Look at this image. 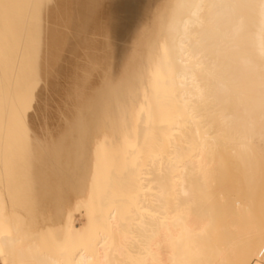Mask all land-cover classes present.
Returning <instances> with one entry per match:
<instances>
[{"label": "bare ground", "instance_id": "obj_1", "mask_svg": "<svg viewBox=\"0 0 264 264\" xmlns=\"http://www.w3.org/2000/svg\"><path fill=\"white\" fill-rule=\"evenodd\" d=\"M156 2L109 5L110 33L142 51L119 61L120 41L109 46L120 72L111 62L107 106L100 85L103 116L76 152L57 148L47 120L67 15L89 28L93 10L0 0V264H264L247 200L219 196L230 157L248 172L264 154V0Z\"/></svg>", "mask_w": 264, "mask_h": 264}, {"label": "rangeland", "instance_id": "obj_2", "mask_svg": "<svg viewBox=\"0 0 264 264\" xmlns=\"http://www.w3.org/2000/svg\"><path fill=\"white\" fill-rule=\"evenodd\" d=\"M89 1L91 2V0H87V4H90ZM96 1L93 0L92 3L90 5H88L90 8L89 9L90 11L93 10L94 13L96 12L95 14H93V12H90V14L92 13L91 15H93L92 16L93 19H95L94 17H97V15H99V13H98L99 10L96 9V7L101 8V6L103 5V7H102L103 11H102V15H101V11H100V17L98 16L95 20H93L91 15H90L91 19L89 18V25H91V27H93V28H91V27L82 28V27H80L79 19L76 15L73 16L70 13L67 15L66 22L68 19L73 18L72 22H70L71 25H70V23H67L70 25V27L67 26L69 28L70 35H69V39H68V43H67V49H66L65 57H64L63 63H62V68L60 69L59 80H58L57 87H56L55 93H54L55 96H53V103H52L53 107H51L52 106V104H51L50 108H49V112H48L49 117L47 120V124H48L49 131H50L49 132L50 133L49 138L52 137V140L56 141V143L58 144L57 148H58V146L60 147V145L64 146L66 143V145L68 144L67 148L69 145H72L73 147H69V149L71 148L70 150H72V148H74L73 151L76 150V152L78 149V148L76 149V146H77L76 141L84 139L86 137V134H89V132L92 128L93 129L91 130L90 133L93 134L92 131L93 130L95 131V129H94L95 127H92L93 122L92 123H90V122L94 121V124H96L100 120H97V119L95 120V118L101 119V117L103 116V115H101V113H99V110H100V112H101V110L102 111L105 110V109H102V107L100 106L101 103L103 102L105 104V105L102 104L103 108H104V106H107V103L109 100V95L111 93V91L109 90L110 89L109 86L111 84H109L107 86L105 84H103V87H102V84H100V83H104L105 80L109 79V77L112 75V73L111 74H109V73L112 71L113 72L115 71L118 64L120 63L119 61L121 60L123 53H125L126 51L128 53H129V51H131V52L136 51L138 54H141L140 51H142L140 49L139 50L137 49L139 43L135 41L136 43H138L136 45V43L133 42L136 39L134 37L135 35L133 34L134 36H130V34L127 33L129 31H126V32L117 31L116 33H114L115 31H113V33H110L111 27H109L110 26L109 25L110 19L108 16V10H109L108 7L113 0H103V1L99 0V1H101L102 5L100 4V2L98 4V2H96ZM148 1H149V3H150V1L152 2V0H147V3H148ZM162 1L163 0H158V2H156L154 4L153 10L158 9V7L160 6ZM94 2L97 3V5ZM98 5H101V6H98ZM92 6H94L93 7L94 9L92 8ZM102 8L100 10H102ZM95 10H97V11H95ZM70 15H71V17H68ZM68 21H70V20H68ZM95 21H97V24L95 25V23H94L93 24L94 26H93L92 23ZM131 22L132 21H130L129 23H131ZM134 22H132L133 24L128 23L129 26L130 25L131 26L130 27L127 26V27L132 28L133 26H135L134 24L136 22L135 23ZM82 36H84V37H82ZM115 38H117V40L120 41L118 43L119 46L122 45L119 47V48L122 47L121 50L119 49L121 52V53H119V56H118V60H119L118 62L119 63L114 62L116 60L111 61V59L113 60L115 55L110 57V54L112 53L113 48L111 49L109 46L112 45V43L114 45ZM131 38L134 40H132ZM110 41H111V43H110ZM125 41L126 42L132 41L133 45L131 44L132 42L125 43ZM134 43L137 47H133V46H135ZM129 44L132 46H130ZM123 46H128V47L127 48L125 47L126 48V50H125L123 48ZM128 48H130V49H128ZM113 54H114V52L111 55H113ZM139 57H140L139 60L141 61L142 60L141 55ZM111 62H114L115 66L117 65L115 68L112 67V68H114V69H112V71H110V69H111L110 67L113 66L114 63L112 65ZM110 64H111V66H110ZM118 68H119V66H118ZM118 68L116 71L120 72V69H118ZM107 71H110V72H107ZM116 71H115L114 75L118 74V73H116ZM106 75H107V78H106ZM108 75H109V77H108ZM117 76H119V75H117ZM110 79H112V77H110ZM109 80L106 82L108 83ZM101 81H103V82H101ZM109 83H111V82H109ZM100 85H101L102 90H100L101 88H99ZM105 89L110 91L109 94L107 91L106 92L104 91ZM98 90H100L102 92V94L104 92L106 94H108V95H106L108 97V99H107V97L104 96L105 94L103 95L105 98L99 97L100 100L99 99L98 100L101 101V99H103V101L99 102L100 104H99V107L97 109V108H95L96 103H97V100H96L97 94L99 96H101L100 95L101 93ZM96 91L99 93H97ZM86 99H89V100L91 99V100L89 101ZM105 99H106V101H105ZM83 100H86L87 103ZM92 100L94 101V104H93ZM54 104L56 105L55 107H54ZM86 104L88 105V107ZM84 105H86V106H84ZM100 107H101V109H100ZM93 108H95V110L97 109V111H95V110L93 111ZM86 109L89 110L90 113ZM90 109H91L93 114H91ZM94 113H96L97 116H101V117H97L96 114H94ZM90 114L92 116H90ZM102 114H103V112H102ZM93 115H95V117H93ZM86 117L88 118V120ZM91 118H93V120L90 121L89 119H91ZM81 119H82V122L79 123V121H81ZM84 120L85 121L87 120L86 122L89 123L90 126L86 125V123L83 122ZM95 121H96V123H95ZM77 122L80 124V128L78 127L79 124ZM82 124H85V126L83 125L84 128H87L86 126L89 127V129L87 128L88 129L87 132H82V130H83ZM69 126L70 127L73 126L74 129L71 128L69 130V128H70ZM75 126H77V128L80 130L76 129ZM74 130H78V131H74ZM251 143L253 146L257 145V141L254 138L251 139ZM67 148H65V149H67ZM60 150H62V149H60ZM60 150H58V151H60ZM71 152H70V154L72 155L73 152L72 153ZM67 154H69V153H67ZM59 155H61V154L58 152V156ZM62 155H63V153H62ZM71 155H68V157ZM248 161L250 163V169L248 172H245L239 166L240 160L235 159V158H231V157L228 159V162H227L228 168L226 171L225 180L228 181L230 184H228L227 190L222 189L223 193L219 196H221L222 200H225V201L237 200V207L240 209H242L241 199L247 200V203L249 204V206L251 208V212L249 214H245L244 218L247 221L257 223L255 229L257 231H262V230H264V154H262V153L252 154L249 157ZM62 165H63V161H62ZM66 165H68V164H64L63 166H66ZM70 166H72V165H70ZM218 191H219V189H218ZM78 214L79 213L74 214L75 221H77L76 225L79 224V220L82 217L81 214H79V215ZM227 219H230V218L228 217ZM81 220H82V218H81Z\"/></svg>", "mask_w": 264, "mask_h": 264}, {"label": "built area", "instance_id": "obj_3", "mask_svg": "<svg viewBox=\"0 0 264 264\" xmlns=\"http://www.w3.org/2000/svg\"><path fill=\"white\" fill-rule=\"evenodd\" d=\"M259 259L264 260V249H262L259 253Z\"/></svg>", "mask_w": 264, "mask_h": 264}]
</instances>
